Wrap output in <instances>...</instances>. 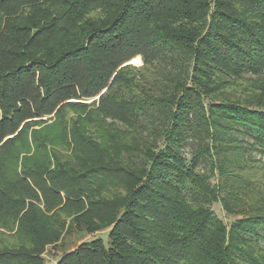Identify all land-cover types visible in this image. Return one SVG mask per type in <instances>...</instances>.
Wrapping results in <instances>:
<instances>
[{
	"label": "trees",
	"instance_id": "16d2710c",
	"mask_svg": "<svg viewBox=\"0 0 264 264\" xmlns=\"http://www.w3.org/2000/svg\"><path fill=\"white\" fill-rule=\"evenodd\" d=\"M51 262L264 264V0H0V264Z\"/></svg>",
	"mask_w": 264,
	"mask_h": 264
},
{
	"label": "rangeland",
	"instance_id": "374dc122",
	"mask_svg": "<svg viewBox=\"0 0 264 264\" xmlns=\"http://www.w3.org/2000/svg\"><path fill=\"white\" fill-rule=\"evenodd\" d=\"M136 65V64H135ZM141 64L137 65V66H140ZM213 209L215 210V212L220 216V218L226 222V223H231L233 220L231 218H229L228 216H226L225 212L223 211L222 207L220 204H216L214 205ZM107 236V232L106 233H101V234H97V235H94V236H89L87 237L85 240L87 242L89 241H93L99 237L101 238H106ZM54 262H51V264H53Z\"/></svg>",
	"mask_w": 264,
	"mask_h": 264
},
{
	"label": "water",
	"instance_id": "95a60500",
	"mask_svg": "<svg viewBox=\"0 0 264 264\" xmlns=\"http://www.w3.org/2000/svg\"><path fill=\"white\" fill-rule=\"evenodd\" d=\"M131 64L135 65L133 62Z\"/></svg>",
	"mask_w": 264,
	"mask_h": 264
}]
</instances>
